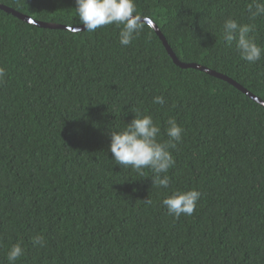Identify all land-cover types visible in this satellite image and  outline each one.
I'll return each instance as SVG.
<instances>
[{
  "label": "trees",
  "instance_id": "1",
  "mask_svg": "<svg viewBox=\"0 0 264 264\" xmlns=\"http://www.w3.org/2000/svg\"><path fill=\"white\" fill-rule=\"evenodd\" d=\"M252 0H136L177 57L264 100V57L249 63L222 35L254 24ZM36 20L78 26L75 0H0ZM81 26V25H80ZM119 28H43L0 9V264H264V106L226 80L177 65L147 25L128 46ZM163 96V104L153 98ZM150 115L170 151L167 189L116 164L112 129ZM201 192L194 213L169 215L174 190ZM150 199L151 203L145 200ZM42 237L41 244L33 242Z\"/></svg>",
  "mask_w": 264,
  "mask_h": 264
},
{
  "label": "clouds",
  "instance_id": "2",
  "mask_svg": "<svg viewBox=\"0 0 264 264\" xmlns=\"http://www.w3.org/2000/svg\"><path fill=\"white\" fill-rule=\"evenodd\" d=\"M74 8L80 22L77 31L94 32L98 28L114 24L119 28V43L123 46L130 45L146 25L149 28L153 26L151 19L138 13L136 0H75ZM248 12L249 19L253 21L264 17V0H252L248 4ZM254 27V24L240 23L232 17L226 18L222 25L224 40L230 45L234 42L240 57L249 63H256L264 57V46L250 35ZM3 76L4 71L0 69V77ZM164 102L163 96L153 98L154 104ZM132 111L135 115L131 122L126 123L122 129L111 130L109 151L116 164L122 168H130L139 177H147L145 170L150 169L154 174L153 187L167 189L170 184L167 173L175 164L170 149L182 140L184 130L175 118L170 117L166 121L168 139L161 141L158 139L161 129L153 118L144 115L138 108H133ZM200 197L201 192L196 189H177L168 194L162 204L169 215L177 218L181 214L191 216ZM145 201L151 203L150 199ZM33 242L41 244L42 237H34ZM23 254L24 248L17 242L7 253L9 264H15Z\"/></svg>",
  "mask_w": 264,
  "mask_h": 264
},
{
  "label": "water",
  "instance_id": "3",
  "mask_svg": "<svg viewBox=\"0 0 264 264\" xmlns=\"http://www.w3.org/2000/svg\"><path fill=\"white\" fill-rule=\"evenodd\" d=\"M0 9H3L9 13H12L13 15L17 16L18 18L28 22V23H31V24H34L36 26H39V27H43V28H60V29H69V30H72L74 32H78L76 29H77V26H66V25H63V24H58V23H50V22H43V21H40V20H36L26 14H23V13H20L8 6H5V5H1L0 4ZM150 19V18H149ZM152 20V19H151ZM153 21V20H152ZM81 27H83L81 25ZM153 29L156 31V33L158 34V36L160 37V39L162 40L164 46L166 47L168 53L170 54V56L172 57L173 61L181 66L182 68H197L199 70H202L204 72H207L213 76H216L218 78H221L223 80H226L228 81L229 83H231L232 85H234L235 87H237L239 90H241L242 92H244L245 94H247L248 96H250L253 100L257 101L258 103L264 105V100L261 99L260 97L256 96L255 94H253L251 91H249L247 88H245L243 85H241L239 82L233 80L232 78H230L229 76L225 75V74H222V73H219L215 70H212L210 68H207L205 66H202L200 64H196V63H185V62H182L178 57L177 55L175 54V52L172 50L171 46L169 45L167 39L165 38V36L163 35L162 31L159 29L158 25L153 21Z\"/></svg>",
  "mask_w": 264,
  "mask_h": 264
}]
</instances>
